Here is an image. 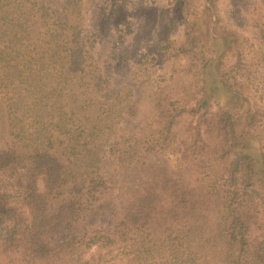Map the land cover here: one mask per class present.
<instances>
[{
    "label": "trees",
    "instance_id": "1",
    "mask_svg": "<svg viewBox=\"0 0 264 264\" xmlns=\"http://www.w3.org/2000/svg\"><path fill=\"white\" fill-rule=\"evenodd\" d=\"M57 1L0 0V101L9 129L0 172L13 175L20 198L12 200L0 179V255L17 253L22 264H148L156 257L149 264H264L258 116L223 62L226 50L238 52L237 37L205 44V29L186 22L178 50L190 65L200 59L197 98L158 97V130L119 135L140 100L132 88L105 86L80 32L84 0ZM213 7L204 0L203 14ZM205 135L221 144L210 151ZM157 145L177 150L193 169L231 155L223 175L233 192L216 197L204 180L174 174L153 160ZM142 148L148 157L139 158Z\"/></svg>",
    "mask_w": 264,
    "mask_h": 264
},
{
    "label": "rangeland",
    "instance_id": "2",
    "mask_svg": "<svg viewBox=\"0 0 264 264\" xmlns=\"http://www.w3.org/2000/svg\"><path fill=\"white\" fill-rule=\"evenodd\" d=\"M51 1L58 3L57 0ZM84 3L85 25L81 27V36L103 69L105 86L119 90L132 88L140 100L135 118L118 125L116 131L119 135L135 133L146 137L158 130L157 122L152 120L153 105L158 97L179 98V103L182 95L189 102L197 98L198 92L194 89L201 85L200 59L195 66L190 65L189 57L178 50L184 37V25L191 22L205 29V44H210L216 36L221 40L226 33L237 37L238 52L226 50L223 62L229 74L235 77L234 85L247 95L251 111L257 113L254 129L258 137L255 140L258 148L264 151V0H214L208 16L203 14L204 0H84ZM182 85H188L184 92ZM219 102L223 103L222 100ZM216 109L214 104L212 111ZM184 120L195 122V118ZM8 132L4 106L0 101V143ZM205 139L210 151L221 144L219 138L205 135ZM155 147L154 151L159 154L153 156V160L158 159L174 174L189 180H204L218 192L216 197L226 198L233 192L223 175L231 155H225V160L210 162L203 169L192 166L193 169L189 162L180 158L177 150L166 148V145ZM143 148L139 158L148 157ZM12 177L9 172H0L2 184L11 199L17 202L20 198L11 187ZM216 207H212V213ZM94 249L85 252L83 258L95 254ZM4 256L0 255V264H22L17 253ZM157 259L153 258L149 263H156Z\"/></svg>",
    "mask_w": 264,
    "mask_h": 264
}]
</instances>
